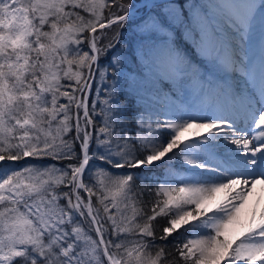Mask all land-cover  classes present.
<instances>
[{
    "label": "snow or ice",
    "instance_id": "1",
    "mask_svg": "<svg viewBox=\"0 0 264 264\" xmlns=\"http://www.w3.org/2000/svg\"><path fill=\"white\" fill-rule=\"evenodd\" d=\"M258 185L264 0H0V264H264Z\"/></svg>",
    "mask_w": 264,
    "mask_h": 264
},
{
    "label": "trees",
    "instance_id": "2",
    "mask_svg": "<svg viewBox=\"0 0 264 264\" xmlns=\"http://www.w3.org/2000/svg\"><path fill=\"white\" fill-rule=\"evenodd\" d=\"M107 14V13H106ZM95 87V85H94ZM93 147H95V145H93ZM77 149H78V145H77ZM67 162V161H64ZM16 164H23V161H21V163L16 162ZM157 168L153 167L151 168L150 171H145V169L139 170L138 172L134 173V175H138L140 177V180L137 181V183L140 184L141 188L143 189L145 184H147L150 188L153 189V191L155 190V185H156V178H157ZM113 172H123V169L120 170H111ZM146 178V179H145ZM141 181H144V183H141ZM154 197L152 196H146L145 199L148 201H152ZM150 206V205H149ZM160 221V224H163V219L162 218H158ZM155 223V222H154ZM159 224L157 225V235H159ZM170 250L171 246H169ZM174 252V250H172Z\"/></svg>",
    "mask_w": 264,
    "mask_h": 264
},
{
    "label": "rangeland",
    "instance_id": "3",
    "mask_svg": "<svg viewBox=\"0 0 264 264\" xmlns=\"http://www.w3.org/2000/svg\"><path fill=\"white\" fill-rule=\"evenodd\" d=\"M181 3H183V0H181ZM91 97H89V103H91ZM167 159V158H165ZM21 163V162H18ZM62 163H67V162H62ZM20 164H16V166H19ZM97 167H99V164H97ZM155 167L157 168V178L156 180V185L155 188L157 187V181L160 179H163L166 174L171 171L174 176L177 175H185V171L184 169L180 166L179 161H177L176 159H174L173 161L169 162L168 164H166L164 161H160L157 162L154 166H152V168ZM111 170H116V169H111ZM145 171H150L147 168H145Z\"/></svg>",
    "mask_w": 264,
    "mask_h": 264
},
{
    "label": "bare ground",
    "instance_id": "4",
    "mask_svg": "<svg viewBox=\"0 0 264 264\" xmlns=\"http://www.w3.org/2000/svg\"><path fill=\"white\" fill-rule=\"evenodd\" d=\"M192 139H195V138H192ZM261 195H264V193L261 192V186H257V193H256V196L257 197H260Z\"/></svg>",
    "mask_w": 264,
    "mask_h": 264
}]
</instances>
